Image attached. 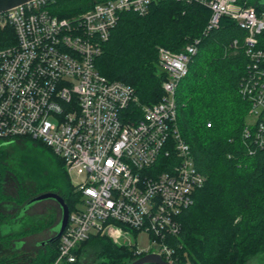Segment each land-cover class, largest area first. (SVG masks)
I'll use <instances>...</instances> for the list:
<instances>
[{
  "label": "built area",
  "instance_id": "built-area-1",
  "mask_svg": "<svg viewBox=\"0 0 264 264\" xmlns=\"http://www.w3.org/2000/svg\"><path fill=\"white\" fill-rule=\"evenodd\" d=\"M55 1L30 0L0 13V141L42 142L75 176L80 195L52 264L75 262L79 245L94 234L127 244L133 232L150 242L145 250L134 245L135 254L155 252L179 264L169 240L206 182L177 124L176 89L199 40L179 52L158 46L168 73L164 93L142 105L134 87L108 79L96 60L122 12L145 15L157 0H105L73 17L52 13ZM180 1L211 10L206 31L223 16L246 31L241 94L251 106L243 134L251 149L264 146V11L239 0Z\"/></svg>",
  "mask_w": 264,
  "mask_h": 264
},
{
  "label": "trees",
  "instance_id": "trees-1",
  "mask_svg": "<svg viewBox=\"0 0 264 264\" xmlns=\"http://www.w3.org/2000/svg\"><path fill=\"white\" fill-rule=\"evenodd\" d=\"M102 1L56 0L50 10L60 17H73ZM239 3L254 6L258 13L264 11L259 0ZM210 15L207 6L180 0H157L145 15L124 11L104 42L96 67L108 79L134 87L142 105H152L162 97L163 82L168 78L159 65L158 46L179 52L199 40L188 72L176 89L177 124L206 182L196 191L194 204L179 215V234L169 243L179 264H246L250 257L264 253V146L251 149V142L243 134L251 106L241 94L249 64L247 33L228 16L221 18L217 28L206 31ZM11 142L0 147L3 181L11 174L16 183L14 192L3 184L0 189V264H52L59 253L60 238L33 255L17 258L13 241L35 229L3 234L7 218L4 207L24 206L32 197L54 191L72 211L80 195L56 154L62 169L54 185L23 184L7 152L19 150L18 142L52 150L38 140ZM3 143L0 141V145ZM134 250V245L119 244L97 233L79 245L77 260L68 264H89L86 261L93 257V264H129L141 256Z\"/></svg>",
  "mask_w": 264,
  "mask_h": 264
},
{
  "label": "rangeland",
  "instance_id": "rangeland-1",
  "mask_svg": "<svg viewBox=\"0 0 264 264\" xmlns=\"http://www.w3.org/2000/svg\"><path fill=\"white\" fill-rule=\"evenodd\" d=\"M20 146L19 150H12L10 153L13 157V166L20 172L22 176V183L25 185L33 186L35 184L40 187H51L56 182V174L61 171V166L57 161L56 155L45 147H41L36 145L35 143H17ZM65 169L66 167L63 166ZM72 181L76 178L73 175ZM14 179V178H13ZM15 181L11 179L8 180V185L11 187H15ZM49 205L54 208L56 217L59 220L61 218V209L57 201L52 199L43 200L40 203L36 204L35 207L31 210V212H40L43 206ZM44 239V234L42 232L38 233L34 237L29 238L28 248L34 249L35 247H31L35 244L36 241H40ZM126 245H136L138 249L145 250L150 247L149 236L144 232H139L138 235L129 237V240L126 241ZM94 252H91V256H94ZM89 264H93L95 262L94 257L88 259L86 261ZM248 264H264V253L258 254L256 256H252L248 260Z\"/></svg>",
  "mask_w": 264,
  "mask_h": 264
},
{
  "label": "flooded vegetation",
  "instance_id": "flooded-vegetation-1",
  "mask_svg": "<svg viewBox=\"0 0 264 264\" xmlns=\"http://www.w3.org/2000/svg\"><path fill=\"white\" fill-rule=\"evenodd\" d=\"M10 143L12 142L11 141L4 142L2 145H0V147L9 145ZM6 176L8 177H4V181H3V176L1 171V187L3 184L4 185L3 187H5L6 190L10 191L12 189L11 192H14V188L8 185V180L11 179V174H8ZM40 202L29 205V207L27 208H24L25 205L18 206L15 204L12 205L7 204L4 207L5 209L4 214L5 216H7V218L4 220V227L2 229L3 234L8 235L14 231L19 232L20 230H24V229L26 230L35 229L33 232H30L26 236L20 237L19 239L13 241L12 246L14 251L17 252L18 254L17 258L19 260L24 258V256L33 255L36 252H38L41 248H45L53 244V242H55V241H51V239L57 233L56 226L60 219L59 220L57 219L54 208L49 205L43 206L40 212L35 211L32 213L31 210L35 207L36 204ZM40 232L44 234V239L40 241H36L35 244L31 246L35 248L29 249L27 246L29 238L34 237ZM15 264H22V261L16 262Z\"/></svg>",
  "mask_w": 264,
  "mask_h": 264
},
{
  "label": "water",
  "instance_id": "water-1",
  "mask_svg": "<svg viewBox=\"0 0 264 264\" xmlns=\"http://www.w3.org/2000/svg\"><path fill=\"white\" fill-rule=\"evenodd\" d=\"M30 0H0V13L6 12L11 8H14L18 5L25 4ZM260 4L264 5V0H259ZM0 187H1V168H0ZM52 199L57 201L61 209V218L56 226L57 233L51 239V241H55L59 239L64 232L70 214V208L64 198L57 192L54 191H46L34 196L31 200L27 202L24 208L29 207L34 203ZM129 264H169L159 253L151 252L140 256Z\"/></svg>",
  "mask_w": 264,
  "mask_h": 264
},
{
  "label": "crops",
  "instance_id": "crops-1",
  "mask_svg": "<svg viewBox=\"0 0 264 264\" xmlns=\"http://www.w3.org/2000/svg\"><path fill=\"white\" fill-rule=\"evenodd\" d=\"M246 264H248V262Z\"/></svg>",
  "mask_w": 264,
  "mask_h": 264
}]
</instances>
